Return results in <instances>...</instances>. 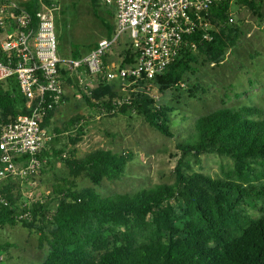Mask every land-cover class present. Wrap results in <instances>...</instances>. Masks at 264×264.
Masks as SVG:
<instances>
[{"label": "trees", "instance_id": "obj_1", "mask_svg": "<svg viewBox=\"0 0 264 264\" xmlns=\"http://www.w3.org/2000/svg\"><path fill=\"white\" fill-rule=\"evenodd\" d=\"M90 1L97 15L101 0ZM16 2L36 25L41 5L49 4L50 0ZM244 3L252 5L249 0ZM230 4L231 1L224 2L212 8L213 19L223 29L222 34L211 31V41L203 40L199 33L190 37L198 52L214 64L224 60L238 38L237 32L229 27ZM194 51L191 45L185 47L156 81L165 86L178 84L191 70L190 62L196 59ZM74 56L79 58L78 54ZM135 60L130 48L121 68L134 64ZM75 81L68 80L81 92L88 106L111 108V103L95 105ZM22 97L15 78L0 84L4 119L16 120L21 116L16 107ZM131 106L162 135L175 137L168 109L155 107L145 97L135 99ZM125 108L120 112L124 113ZM9 122L12 121L3 126ZM177 150L176 182L135 193L104 199L94 189L74 191L58 187L44 202L19 206L16 195L2 189L0 228L22 222L40 234V243L51 236L47 264H264V209L260 219L248 224L243 214L245 208H256L260 201L264 204V111L257 107L225 108L200 117L189 138L177 144ZM205 155L230 159L234 168L223 179L194 173L191 162L200 165ZM43 156L42 153L40 159ZM131 158L132 155L100 151L81 161H64L72 170L89 173L94 183L100 185L103 177L121 178ZM53 203L55 209L51 208ZM27 213L29 216L19 221ZM92 219L112 228L90 233L88 226Z\"/></svg>", "mask_w": 264, "mask_h": 264}, {"label": "rangeland", "instance_id": "obj_2", "mask_svg": "<svg viewBox=\"0 0 264 264\" xmlns=\"http://www.w3.org/2000/svg\"><path fill=\"white\" fill-rule=\"evenodd\" d=\"M52 1L57 8V35H62L59 39V49L64 53L62 57L70 58L77 46L80 50L84 49V53L92 50V45L106 30L102 16H105L104 10L108 7L104 0L97 4V15L93 13L90 0ZM249 2L251 6L244 0H234L230 4L229 19L233 18L234 23L229 22V27L237 32L238 38L220 64L211 63L196 50V59L190 62L191 70L174 86H165L158 81L115 80L104 83L91 78V83L84 88L85 96L95 105L111 103V108H91L82 96L79 104L69 106L77 114L54 127L60 136L43 152L38 175L25 179H0V192L7 189L16 195L19 206H30L49 199L54 188L58 187H70L74 191L94 189L105 199L159 184H174L179 159L177 144L189 138L200 117L225 108L257 107L264 111V0ZM211 25L212 32L223 33L213 17ZM4 39L5 36L0 35V45ZM130 48L132 41L115 59L117 69H121ZM143 97L153 101L155 107L169 110L174 138H168L153 128L128 102ZM123 108L125 112L121 113ZM19 109L21 115L27 113L24 97L20 98ZM13 120V117L4 119L1 116L0 131L4 123ZM83 127H86L84 132L81 130ZM100 151L118 156L132 155L121 178L110 180L103 177L100 185H96L89 173L72 170L64 161H81ZM191 165L194 173L216 179L225 178L234 168L230 159L217 155L202 156L200 165L193 161ZM193 172L189 171L190 174ZM51 208L55 209L54 203ZM263 209L262 201L256 208H245V224L260 219ZM19 221H22L21 218ZM111 228L92 219L88 231L93 233ZM116 229L120 230V227ZM51 240L49 236L48 240L40 243V234L22 222L1 227L0 264H47Z\"/></svg>", "mask_w": 264, "mask_h": 264}, {"label": "built area", "instance_id": "obj_3", "mask_svg": "<svg viewBox=\"0 0 264 264\" xmlns=\"http://www.w3.org/2000/svg\"><path fill=\"white\" fill-rule=\"evenodd\" d=\"M229 1L234 0H104L115 10V33L89 54L75 59L60 55L57 8L52 0L48 6L41 5L36 25L16 1L0 0V35L5 36L0 45V84L15 78L28 111L0 131V179L38 175L40 156L56 138L44 124L49 113L64 103V71L85 70L104 83L154 82L176 62L185 47L191 45L197 50L190 40L192 35L199 33L205 41L213 39L212 8ZM229 22L234 23V19ZM126 35L136 55L134 64L108 69L105 58ZM81 127L82 124L78 129ZM28 216L29 213L20 218Z\"/></svg>", "mask_w": 264, "mask_h": 264}, {"label": "crops", "instance_id": "obj_4", "mask_svg": "<svg viewBox=\"0 0 264 264\" xmlns=\"http://www.w3.org/2000/svg\"><path fill=\"white\" fill-rule=\"evenodd\" d=\"M106 6L108 8L104 10L105 16H102L104 18L103 21H105L104 24L106 26V30H105V33H103L102 36L99 37L98 41H96V44L92 45L93 47L90 46L93 49H95L98 46V43H100L101 41L106 40V39H111L115 33V30H116L117 22H116L115 10H114V8L109 7L108 5H106ZM93 13L95 14L94 9H93ZM57 36H58V40L59 39L61 40V38H62L61 33ZM130 42H131V38L129 35H126L125 37H123L121 39V41L113 48L112 52L110 54H108L107 57L105 58V67H107L108 69H117L116 65H115V63H116L115 59L120 54V52L122 50H124V48H127V46H129ZM59 48H60V42H59ZM83 50L84 49L80 50L77 46L74 49V51L71 53V57L74 58L75 57L74 55L78 54L79 58H81V57L89 54L92 51V50H90V51L87 50V52L84 53ZM59 52H60V55L62 57L64 55V53H62L60 51V49H59ZM63 73H68V74H66V76H65V74H63V87H64V91H65V96H64L65 103L60 105L59 107H57L52 112V114L50 113L51 115L49 114L50 116L48 115V117L45 121V127L49 128L54 133L56 132L55 133L56 138L59 137L60 134L58 133V131H55L54 127L58 126L59 124H61V122L65 121V120L73 118L77 113L73 108H70L69 106L76 105V103L79 104L82 100L81 92L77 88L72 86L68 82V80L69 79L76 80L80 85V89L81 90L83 89V92H84V88L87 87L88 84L91 83V81H92V79H91L92 77H90L89 74L87 73V71H85V70H81L78 73L65 72V71ZM16 108L18 109V106ZM1 116H2V114L0 112V117ZM56 138L54 139V141L56 140ZM47 149L48 148H46V151H47Z\"/></svg>", "mask_w": 264, "mask_h": 264}, {"label": "bare ground", "instance_id": "obj_5", "mask_svg": "<svg viewBox=\"0 0 264 264\" xmlns=\"http://www.w3.org/2000/svg\"><path fill=\"white\" fill-rule=\"evenodd\" d=\"M48 5H49V4H48ZM48 5L44 4L43 6H48Z\"/></svg>", "mask_w": 264, "mask_h": 264}]
</instances>
